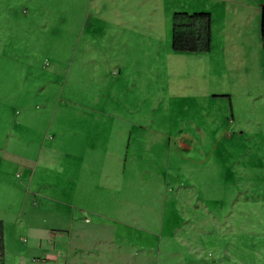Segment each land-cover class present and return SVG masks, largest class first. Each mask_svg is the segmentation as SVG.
<instances>
[{
    "label": "rangeland",
    "instance_id": "obj_1",
    "mask_svg": "<svg viewBox=\"0 0 264 264\" xmlns=\"http://www.w3.org/2000/svg\"><path fill=\"white\" fill-rule=\"evenodd\" d=\"M263 7L0 0V150L34 155L49 119L44 147L57 155L77 145L118 165L120 179L126 156L128 202L149 209L150 221L165 185L161 229L151 225L148 236L162 243L160 264H264ZM196 13L210 14L209 51H174V25L204 37L205 19L176 17ZM9 158L0 155V264H32L40 208ZM62 173L49 182L59 187Z\"/></svg>",
    "mask_w": 264,
    "mask_h": 264
},
{
    "label": "crops",
    "instance_id": "obj_2",
    "mask_svg": "<svg viewBox=\"0 0 264 264\" xmlns=\"http://www.w3.org/2000/svg\"><path fill=\"white\" fill-rule=\"evenodd\" d=\"M17 122L19 120L16 125ZM45 125V131L39 132L41 143L34 155L17 156L7 147L5 151L0 150V155L5 158H15V162L9 158L7 166L16 165L17 171L25 172V180L20 186H25L26 196L33 197V205L49 208L47 211L38 209L35 213L41 221L32 231L37 237L41 258L33 259L32 264H160V251L154 250H160L162 243L159 241L157 247H152L148 244V236L155 234L151 225L157 229L160 223L161 229L165 185H161L162 205L159 209L152 206L150 221L149 209L139 213L137 208L141 205L133 207L128 202L134 198L128 194L132 183L125 176L126 156L121 164L120 179L113 173L118 165L113 168L112 161L101 162L98 154L97 157H86L84 151L80 154L79 149L76 150L77 145L72 149L65 142L63 155L49 151V147H44L53 139L47 135L49 119ZM59 168L63 173L58 187L49 182V177ZM38 171L44 175L40 177V180L44 179L42 185L36 178ZM58 188L61 191L57 192ZM155 201L158 203L155 198L152 205ZM159 238L161 240L162 236Z\"/></svg>",
    "mask_w": 264,
    "mask_h": 264
},
{
    "label": "trees",
    "instance_id": "obj_3",
    "mask_svg": "<svg viewBox=\"0 0 264 264\" xmlns=\"http://www.w3.org/2000/svg\"><path fill=\"white\" fill-rule=\"evenodd\" d=\"M189 18L192 17L205 19L206 25L204 28V37L201 38L200 32L193 26L187 25H174L172 29V49L176 52H197L203 53L208 52L210 49V14L208 13H196L193 16H188L187 14H177L176 17ZM261 38L263 40V50H264V7L262 9V19H261ZM2 223L0 222V244L1 253H3L2 246ZM2 257L0 256V259Z\"/></svg>",
    "mask_w": 264,
    "mask_h": 264
}]
</instances>
